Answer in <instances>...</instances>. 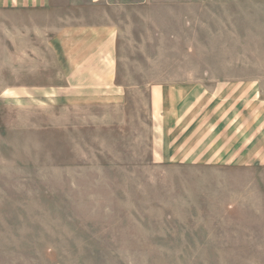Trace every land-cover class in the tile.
Returning <instances> with one entry per match:
<instances>
[{"label":"rangeland","instance_id":"rangeland-1","mask_svg":"<svg viewBox=\"0 0 264 264\" xmlns=\"http://www.w3.org/2000/svg\"><path fill=\"white\" fill-rule=\"evenodd\" d=\"M52 3L29 40L0 13V264H264V102L225 121L208 96L264 81V0ZM65 14L115 28L113 88L52 87ZM156 85L183 87L193 115L172 144Z\"/></svg>","mask_w":264,"mask_h":264},{"label":"crops","instance_id":"crops-1","mask_svg":"<svg viewBox=\"0 0 264 264\" xmlns=\"http://www.w3.org/2000/svg\"><path fill=\"white\" fill-rule=\"evenodd\" d=\"M52 4V0H0V13L6 14L7 17L8 15L11 16L13 14H16L17 17L22 15L21 22L17 20L16 23L25 25L23 27V32H28L29 34L26 35L25 33H21L16 39H19L20 37L29 40L30 37H32L33 32L40 33L39 30L35 31V29H37L35 24L40 23V17H36V15L41 14ZM63 16V23L55 24V26H53L55 29H49L54 30L55 35L57 34L55 41L59 43L63 51V67L61 70L64 72L63 82L59 85H53L52 87L63 89V91L71 94L73 91L84 90L82 93L75 92V94L78 95H95L99 90L113 88L115 86L116 75L117 38V33L113 25H73L72 16L69 14ZM48 22H51V19H48ZM29 23L32 28L27 26ZM59 25H61V27ZM17 32H19L18 29ZM59 55H61L60 52ZM20 62L21 63L19 64L25 63L23 58ZM260 78L259 80L253 81L244 76H240L238 78L215 82L213 85L214 91L209 90L208 96L212 97L214 100L213 103L218 105L214 107L215 113L219 112V115L217 116L218 119L229 121L234 118H242V110L235 111L233 109V111H231V106L236 104L239 105V109H241L243 105L248 103V101L253 100L252 97L254 98L253 102L257 101L263 103L264 101L261 99V96L264 94V81L262 77ZM151 88L153 89L151 91L153 101H155V105L159 107V109L161 108V127L162 129H170L169 135L170 133L174 135H171L170 138L166 140V143L172 144L173 138L177 137L173 132L176 130L177 133L180 129H184L185 126L187 128L190 125V122L187 121L193 116H191L189 112L178 111L179 108L183 106L187 93L183 90V87L174 88L172 86L156 85ZM164 95L166 96L167 104L165 112L163 111ZM214 124L222 128L231 127L230 129H232L233 126L230 123L228 124L225 122H223V124L214 122ZM241 130L242 126L238 124V128L236 126V132H231L230 137H237ZM225 132L226 129H224L223 132L218 131L216 134H218L219 137L221 134L224 135ZM237 142L241 145L251 141L248 139V135L245 134L242 139ZM225 145H228V143Z\"/></svg>","mask_w":264,"mask_h":264}]
</instances>
